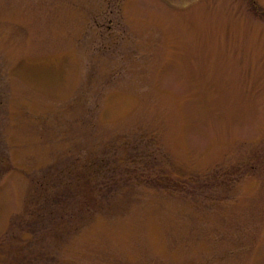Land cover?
I'll use <instances>...</instances> for the list:
<instances>
[{"label": "rangeland", "instance_id": "374dc122", "mask_svg": "<svg viewBox=\"0 0 264 264\" xmlns=\"http://www.w3.org/2000/svg\"><path fill=\"white\" fill-rule=\"evenodd\" d=\"M0 264H264V0H0Z\"/></svg>", "mask_w": 264, "mask_h": 264}]
</instances>
